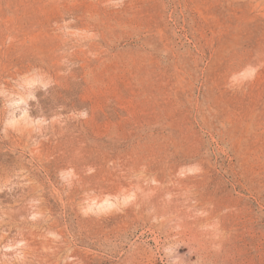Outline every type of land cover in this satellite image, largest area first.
I'll return each mask as SVG.
<instances>
[{"label":"rangeland","instance_id":"1","mask_svg":"<svg viewBox=\"0 0 264 264\" xmlns=\"http://www.w3.org/2000/svg\"><path fill=\"white\" fill-rule=\"evenodd\" d=\"M0 264H264V0H0Z\"/></svg>","mask_w":264,"mask_h":264},{"label":"clouds","instance_id":"2","mask_svg":"<svg viewBox=\"0 0 264 264\" xmlns=\"http://www.w3.org/2000/svg\"><path fill=\"white\" fill-rule=\"evenodd\" d=\"M255 69H249L248 72L246 73L247 75L251 76L254 73ZM21 103H23L24 101H20ZM81 115H86V113H81ZM9 127L12 126V124L10 123L9 125H7Z\"/></svg>","mask_w":264,"mask_h":264}]
</instances>
